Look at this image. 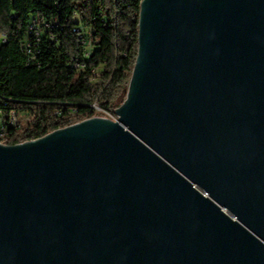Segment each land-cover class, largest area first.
Returning <instances> with one entry per match:
<instances>
[{"label":"water","instance_id":"95a60500","mask_svg":"<svg viewBox=\"0 0 264 264\" xmlns=\"http://www.w3.org/2000/svg\"><path fill=\"white\" fill-rule=\"evenodd\" d=\"M114 111L0 143V264H264V0H141Z\"/></svg>","mask_w":264,"mask_h":264},{"label":"trees","instance_id":"16d2710c","mask_svg":"<svg viewBox=\"0 0 264 264\" xmlns=\"http://www.w3.org/2000/svg\"><path fill=\"white\" fill-rule=\"evenodd\" d=\"M140 4L0 0V95L39 114L12 131L6 143L36 139L104 115L93 104L114 111L126 95L137 57ZM32 19L52 26L40 29L39 40L31 38L27 51L24 39Z\"/></svg>","mask_w":264,"mask_h":264},{"label":"built area","instance_id":"2783aa9c","mask_svg":"<svg viewBox=\"0 0 264 264\" xmlns=\"http://www.w3.org/2000/svg\"><path fill=\"white\" fill-rule=\"evenodd\" d=\"M49 26H52V22H49L47 20L43 22V26H40L34 19L30 21V23L27 26V33L24 39L27 42L26 44L27 51H29L31 47V38L37 43V41L39 40L38 39V32H40L39 30L42 28L43 29L47 28ZM2 37H4V35H2ZM12 101H14V99H12L11 97L0 95V143L1 144H9L6 143L5 140L7 137L10 136L12 131L20 128L23 125L32 123L39 118L38 113H37L38 115L35 116L28 108L24 107L23 105H14L12 104ZM91 106L96 110H102L104 112V115H97V116H102L104 118L111 120H116L118 117L116 111H108L102 109L101 107L95 104Z\"/></svg>","mask_w":264,"mask_h":264},{"label":"rangeland","instance_id":"374dc122","mask_svg":"<svg viewBox=\"0 0 264 264\" xmlns=\"http://www.w3.org/2000/svg\"><path fill=\"white\" fill-rule=\"evenodd\" d=\"M88 49H92V47L90 46V48L88 47ZM124 98H125V97H124ZM124 98H123V99H124ZM123 99L121 100V102L123 101ZM121 102H120V103H121ZM117 107H118V106H117ZM117 107H116V108H117Z\"/></svg>","mask_w":264,"mask_h":264}]
</instances>
